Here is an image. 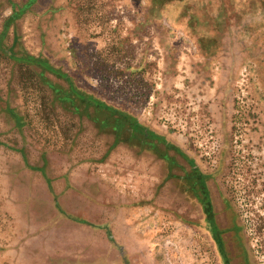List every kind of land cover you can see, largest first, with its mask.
Listing matches in <instances>:
<instances>
[{"label":"rangeland","instance_id":"rangeland-1","mask_svg":"<svg viewBox=\"0 0 264 264\" xmlns=\"http://www.w3.org/2000/svg\"><path fill=\"white\" fill-rule=\"evenodd\" d=\"M82 96L200 170L204 221L170 219L147 264H264V0H0V142L107 155L115 121Z\"/></svg>","mask_w":264,"mask_h":264},{"label":"crops","instance_id":"crops-1","mask_svg":"<svg viewBox=\"0 0 264 264\" xmlns=\"http://www.w3.org/2000/svg\"><path fill=\"white\" fill-rule=\"evenodd\" d=\"M138 130H113L98 157L0 142V254L15 246L18 264L168 261L152 246L175 241L169 220L204 221L200 170L168 141L142 149Z\"/></svg>","mask_w":264,"mask_h":264},{"label":"trees","instance_id":"trees-1","mask_svg":"<svg viewBox=\"0 0 264 264\" xmlns=\"http://www.w3.org/2000/svg\"><path fill=\"white\" fill-rule=\"evenodd\" d=\"M82 98L86 99L85 101H91L92 105H94L97 108H104L108 112H111V114L108 116V118L114 119L115 123L112 124L114 130L115 129L119 130V128L123 129L125 126L137 127L138 129L144 128L142 126V124H140V122L137 120V118L129 112L114 109L110 105L105 103L104 101L97 99V98H94L92 96H89V98H87V96H82ZM108 121L106 119L105 122H108ZM104 125H106V124H104ZM145 132H147V130H145ZM149 133H152V132H149ZM206 215L209 217L208 214H206ZM206 219H207V217H206Z\"/></svg>","mask_w":264,"mask_h":264}]
</instances>
